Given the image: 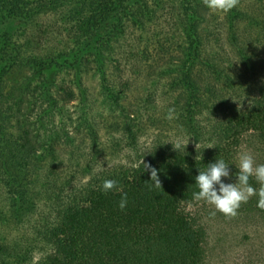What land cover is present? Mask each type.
<instances>
[{
	"label": "rangeland",
	"instance_id": "obj_1",
	"mask_svg": "<svg viewBox=\"0 0 264 264\" xmlns=\"http://www.w3.org/2000/svg\"><path fill=\"white\" fill-rule=\"evenodd\" d=\"M182 3L193 15L201 43L199 61L189 59L190 43L179 21ZM109 6L96 37L112 32L109 46L117 51L108 46L100 52L90 48L79 54L56 53V61L45 67L13 65L12 57H6L5 63L12 65L0 77V102L7 103L15 123L13 140L0 143V195L5 196L0 207L11 208L32 182L40 200L33 227L44 221L43 216L55 220L56 207L76 196L84 184L135 164L154 144L209 148L215 138L213 127L224 114L217 99L213 98L215 111L201 108L193 117L192 126L202 135L196 137L183 124V107L199 95L207 97L214 82L205 67L207 60L228 66L237 76L236 88L228 94L239 103L256 94L264 76V0H239L226 14L210 12L202 0H110ZM235 13L244 14L240 22L230 20ZM24 23L0 14V46H8ZM51 43L23 53L48 55ZM239 48L251 56L253 65L241 59ZM169 108H175L177 119L165 118ZM129 122L137 123L139 131L135 147L126 145ZM242 150L264 163V144L253 133L244 135L236 158ZM248 204L235 217L212 215L213 207L203 201L186 206L205 228L204 264H264V213ZM0 234L8 235L2 223ZM47 250L38 251L33 264Z\"/></svg>",
	"mask_w": 264,
	"mask_h": 264
},
{
	"label": "trees",
	"instance_id": "obj_2",
	"mask_svg": "<svg viewBox=\"0 0 264 264\" xmlns=\"http://www.w3.org/2000/svg\"><path fill=\"white\" fill-rule=\"evenodd\" d=\"M109 1L0 0L2 16L25 20L8 40L9 45L0 46V65H3L0 77L6 73V66L12 65L5 63L6 57H12L9 61L12 60L13 65L45 67L56 61V53L79 54L90 48L99 52L106 50L114 34L97 37L96 34L110 13ZM243 15L235 13L236 17L230 20L240 22ZM37 16L43 19H36ZM122 19L124 21V17ZM179 21L190 43L189 59L201 60V43L194 31L193 15L183 3ZM115 36L118 40L116 31ZM95 37L98 40L93 41ZM51 41L54 44H50L52 51L48 55L25 56L23 53ZM233 41L242 46L239 39L233 38ZM109 48L117 51V47ZM239 53L247 65H253L246 50L239 48ZM117 59L121 57L118 55ZM98 61L102 65V58ZM205 67L214 82L207 97L199 95L192 104L183 107V124L196 137L202 135L192 126L193 117L201 108L215 111L213 98L217 99L224 114L218 126L213 127V147L181 146L177 150L174 146L154 144L135 164L123 165L96 182L84 184L76 196L56 207L55 220L43 216L44 221H38L34 227L32 217L39 215L40 200L29 181L20 191L16 204L11 203V208L9 204L0 207V223L8 229L7 236L0 234V264H33L35 254L44 249H48L47 252L34 264H204L205 228L186 210V206L195 201L192 198L197 190L195 177L199 169L203 170L216 158L234 162L237 148L247 133H253L264 144V76L256 94L248 102L239 103L228 94L229 89L236 88L238 79L232 70L214 59L207 60ZM7 110V103L0 102V143L14 137L11 131L15 119ZM136 126L137 123L131 122L127 125V147H135L138 142ZM54 154L49 153V156ZM143 159L158 170L160 188L152 186L150 169L144 170ZM230 167L233 172L238 171L234 164ZM106 179L116 180L119 190L103 192L102 184ZM250 183L259 188L254 179ZM121 192L128 196L124 210L118 207ZM4 199L5 196L0 195V203ZM256 199L253 197L248 202L249 209L264 213L256 206Z\"/></svg>",
	"mask_w": 264,
	"mask_h": 264
},
{
	"label": "clouds",
	"instance_id": "obj_3",
	"mask_svg": "<svg viewBox=\"0 0 264 264\" xmlns=\"http://www.w3.org/2000/svg\"><path fill=\"white\" fill-rule=\"evenodd\" d=\"M202 2L210 12L225 14L232 11L239 4V0H202ZM165 118L169 121L177 119L175 108H169ZM173 146L177 150L181 147L180 144ZM207 147L213 146L209 145ZM142 163L144 170L150 169L152 186L160 188L162 185L158 170L145 163L144 159ZM233 164L238 171L233 172L230 167ZM251 179L259 184V188L250 183ZM195 185L197 190L192 193L193 200L203 201L212 206L214 209L212 215L219 212L225 217H235L241 206L247 204L253 197L257 198L256 206L264 210V163H257L250 151H240L236 160L231 163L223 158H216L213 162L208 163L203 170L199 169V174L195 177ZM114 189H117L116 180H104L102 184L103 192L107 193ZM127 204V193L121 192L118 207L124 210Z\"/></svg>",
	"mask_w": 264,
	"mask_h": 264
}]
</instances>
